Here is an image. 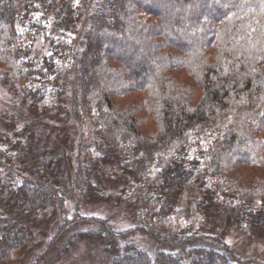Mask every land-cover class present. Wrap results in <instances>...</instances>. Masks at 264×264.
Segmentation results:
<instances>
[{
    "label": "trees",
    "instance_id": "trees-1",
    "mask_svg": "<svg viewBox=\"0 0 264 264\" xmlns=\"http://www.w3.org/2000/svg\"><path fill=\"white\" fill-rule=\"evenodd\" d=\"M79 2L0 0V85L26 111L0 114V264L52 213L58 239L81 219L67 200L106 197L108 177L136 200L128 234L163 247L95 219L114 264H239L228 229L264 227V0ZM46 117L89 124L76 157L72 140L34 154Z\"/></svg>",
    "mask_w": 264,
    "mask_h": 264
},
{
    "label": "rangeland",
    "instance_id": "rangeland-1",
    "mask_svg": "<svg viewBox=\"0 0 264 264\" xmlns=\"http://www.w3.org/2000/svg\"><path fill=\"white\" fill-rule=\"evenodd\" d=\"M78 1H80V6L87 11L93 0ZM37 48L43 50L40 42ZM10 110L20 112L21 120L19 119V121L20 124H24L25 121L22 117L25 116L26 111L21 100L17 97L14 98L4 85H0V114L3 111L10 113ZM33 127L38 132L33 151L37 155L45 151H52L55 155L61 154L69 141H82V138L86 137L90 130V126L86 122H84L85 129L79 131V126L75 124H58L54 118L49 119V117L44 118L43 122ZM79 141L74 144L73 157H76V152L80 148ZM256 178L260 181L264 180L263 173H258ZM103 179L108 190L106 197L82 200L76 207L74 202L67 200L66 215L70 219L69 222L74 219L72 218L74 213H77L81 219L68 224L58 239H50L59 225L57 215L52 213L48 218L45 216L37 224H33L34 237L35 233H40L42 236L31 239V246L23 254L19 264H114V252L108 249L106 241L95 238L96 233L100 230L99 223L95 219L105 220L113 225V228L119 229L121 233L128 234L129 229L134 226L137 207L136 200L126 203L123 196L119 198L121 182L109 177ZM72 195L68 196L71 198ZM3 204L0 199V215L4 214L2 211H5ZM8 213L13 215L11 212ZM210 229V224H206L202 230L207 233ZM210 232L214 234L216 231ZM119 240L121 244L131 242L149 253L163 248L148 240L146 236L137 233L125 235ZM223 241L235 254L234 260L239 264H264V227H257L245 233L236 232L231 227ZM37 259H39L38 262H36Z\"/></svg>",
    "mask_w": 264,
    "mask_h": 264
}]
</instances>
